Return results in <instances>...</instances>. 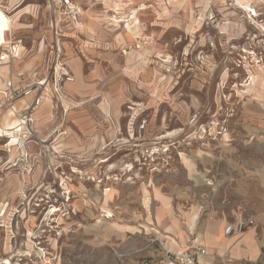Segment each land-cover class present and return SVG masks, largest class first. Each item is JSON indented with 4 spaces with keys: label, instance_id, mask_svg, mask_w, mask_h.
Returning a JSON list of instances; mask_svg holds the SVG:
<instances>
[{
    "label": "rangeland",
    "instance_id": "374dc122",
    "mask_svg": "<svg viewBox=\"0 0 264 264\" xmlns=\"http://www.w3.org/2000/svg\"><path fill=\"white\" fill-rule=\"evenodd\" d=\"M79 1L81 24L60 21L56 36L43 0H7L0 44L13 26L19 66L52 79L58 57L73 80H62L68 112L44 105L33 122L29 139L41 138L46 155L33 140L37 159L10 161L0 141V264H164L158 244L160 257L147 253L146 229L126 225L146 221L182 250L171 244L182 233L175 219L188 224L196 208L199 222L216 219L215 203L234 197L264 156V85H244L257 70L264 78V0ZM58 142L64 154L50 147ZM130 162L109 207L89 204L103 189L97 178Z\"/></svg>",
    "mask_w": 264,
    "mask_h": 264
},
{
    "label": "crops",
    "instance_id": "0c3cea01",
    "mask_svg": "<svg viewBox=\"0 0 264 264\" xmlns=\"http://www.w3.org/2000/svg\"><path fill=\"white\" fill-rule=\"evenodd\" d=\"M75 1L83 8L79 0H75ZM6 6H7L6 13L8 14V9L12 7V4L8 5L7 3ZM47 11L49 13V21H50L49 26L51 28L50 30L56 36L60 35L62 32L63 26L61 27L60 21H62V24H65L72 29H77V27H79V25L81 24V19L76 25L73 26L69 24L64 18L55 16L53 20V25H51L52 17L48 9ZM1 12L4 13L2 10H0V13ZM12 29L13 26H9V31L5 32V37H6L5 44L20 42L19 53L14 58L11 65L12 67L11 71L14 75H17L19 73L23 75L24 78L23 80H20L16 77H14L13 79L14 86L19 88L20 86L26 85L27 83H32L33 81L43 78L44 73H42V69H40L41 72L39 70H36L37 67L34 68L27 67L26 64L19 66V62L21 61L24 55L25 47L22 44L21 38H16V39L8 38L9 36L11 37ZM56 41L58 42L59 39L57 38L55 40V46L57 44L59 49L60 45ZM9 68L10 67L6 65L0 66V89L4 87V81L9 76V72H10ZM71 80H73L72 76L68 75L65 82ZM76 87H77L76 83L69 85V88L71 89H75ZM64 94H66V92ZM30 98L31 95H27L18 99L13 103L14 108H16L18 112L17 114L21 113V111L28 103ZM68 100L69 98L67 97L66 94V97L64 96L62 100L63 106L58 109H55L53 106L54 95L50 85H47L41 94L40 104L32 112V116L34 120H36V116L38 115L39 110L44 105H48L49 109L52 112L54 111L59 112V116L65 115L69 110ZM17 114H11L8 109L0 108V128L7 129L6 123L8 122L16 123ZM65 133H66L65 129H59L57 135L55 136L54 141L58 137L65 135ZM0 141H2L1 146L7 147L6 149L9 153L13 152V155L12 156L9 155L7 159L10 158V161H12L15 160L20 155L21 150L17 149L16 142H13L14 144L9 146L11 141L8 144H4L6 140L1 137H0ZM33 146H36L34 144V141L26 142V149L28 154L27 160H35L37 159L38 156H40V152H37L35 154L34 152H32ZM100 146L102 145L100 144ZM50 147L54 149V152L57 151L58 154L65 153V151L61 146V143L59 142L56 143L55 145H51ZM250 175L251 177L249 182H242L239 186L231 190L232 195L234 197L229 198V200L227 201L224 200L221 202L219 200L218 202L215 203L216 209L220 212V215L216 219L205 222H199L198 219L196 225L192 228H187L189 226L190 219L188 224L186 222L185 224L180 223L178 219H175L176 223H173L171 227L172 229L181 231L182 233L175 235L177 241L175 240V238L170 237L171 244L173 245V247L179 248L180 245H183L182 249H187L195 245L204 246L206 249V254L199 256L197 264H264V156L257 157L256 160L252 162ZM97 187H99V185ZM113 187L114 186L111 185L108 189L107 188L102 189L101 193L99 194L104 195L105 192L109 193L110 189ZM112 196L114 199V194H112ZM113 199L109 203H112ZM94 202H96L95 198L88 200L89 204H94ZM191 208L192 207H189L187 210H190ZM158 209H159L158 216L160 218L166 215V211H168L163 207ZM155 212H158V210ZM240 216L253 219L254 220L253 226L247 231L240 233L234 232L231 233L230 235H226L224 232L226 225L228 223L233 224L234 219ZM154 218H156L155 215ZM102 220L105 219L102 218ZM126 226L128 227L131 225H126ZM182 228H184L185 231H183ZM144 232H145L144 244L146 246L145 249L147 253L156 257H160L162 255V251H159L160 247L158 248L156 246L154 247V245L148 244L146 238V235L148 233H156V235H158L160 234L159 231L150 227L149 231L144 230Z\"/></svg>",
    "mask_w": 264,
    "mask_h": 264
},
{
    "label": "built area",
    "instance_id": "2783aa9c",
    "mask_svg": "<svg viewBox=\"0 0 264 264\" xmlns=\"http://www.w3.org/2000/svg\"><path fill=\"white\" fill-rule=\"evenodd\" d=\"M6 5L7 0H0V10H2L5 14H7ZM44 5L51 14V25H53V20L55 16H59L61 18H64L69 24L74 26L79 22L84 12L83 8L75 0H44ZM249 12L251 13L250 15H248L250 18V16L253 14V11L251 10ZM8 31L9 29L5 32ZM19 45L20 42H13L8 44H5V42H3L0 44V66L6 65L10 67L9 76L4 81V87L0 89V108L8 109L11 114H17L18 112L16 108H14L13 103L27 95H31V98L25 105L21 113L17 114V121L14 126V131L9 132L6 131L8 129L0 128V137L6 140L4 144H8L11 141V136L16 135V147L17 149L21 150V153L16 158V160L25 161L27 160L28 156L26 142L31 136H33L32 133H34L32 130L34 122L32 112L40 104L41 94L47 85H50L54 95V108L58 109L63 106L62 100L64 98V93L62 91V80L67 78L68 72L64 71L65 66L63 65V62L57 57L53 66L52 79H48L47 76H44L39 80L33 81L32 83H27L26 85L20 86L19 88L15 87L13 81L14 77L20 80L24 79L22 74L19 73L17 75H14L11 71L12 62L19 53ZM26 135H29V137H27ZM29 140H35V142L39 143V147L42 153L44 155L47 154L48 147L47 145L43 144V140L41 138L37 137V139L32 138ZM133 161L141 163L139 157L137 158V161ZM132 168V162L126 163L124 165V168H122L121 172H110L108 175H106L104 177L106 183L103 181V177L97 178L96 183L102 184L103 189H108L111 185L118 184L121 181H128L132 177L131 175H126V173L128 174ZM156 169V167H153L151 171H154ZM123 176H125L124 179H122ZM108 183H110L111 185L104 186ZM68 198L69 196L66 195L65 200H68ZM118 209L119 207L115 205L111 209V212H106L102 210L101 217L105 220L113 219L115 217L114 211H117ZM253 224V219L240 216L234 219L233 224L228 223L224 229V232L226 235H230L234 232H244L249 230L253 226ZM146 236L148 244H158L159 247L163 250L164 264H197L199 256L206 254V249L202 245H195L191 248L171 251L166 248L165 243L162 239L159 238L158 235H156V233H148ZM144 264H146V262H144Z\"/></svg>",
    "mask_w": 264,
    "mask_h": 264
},
{
    "label": "bare ground",
    "instance_id": "6f19581e",
    "mask_svg": "<svg viewBox=\"0 0 264 264\" xmlns=\"http://www.w3.org/2000/svg\"><path fill=\"white\" fill-rule=\"evenodd\" d=\"M15 3V2H14ZM13 3V4H14ZM26 7V6H25ZM30 8V7H29ZM243 8V7H242ZM23 9V8H22ZM27 9V8H26ZM110 9V8H109ZM28 10V9H27ZM23 11V10H22ZM21 12V11H20ZM133 12V11H132ZM26 13V12H25ZM254 13H256V12H254ZM12 16V15H11ZM19 17V16H18ZM13 18V17H12ZM17 18V17H16ZM18 19V18H17ZM117 19V18H116ZM12 20H15V19H12ZM11 20V21H12ZM6 23V24H9V18L8 17H6L5 16V13H0V29H1V27H2V25H3V23ZM112 23V22H111ZM128 22H126V24H127ZM13 24V23H12ZM125 24V23H124ZM117 25V24H116ZM128 30V29H127ZM138 31V30H137ZM258 67V66H257ZM223 78V77H222ZM249 78H250V81H249V83H247V84H244L245 86H247L248 88H251V90H252V88L254 87V82H255V79L256 80H261L262 81V84L264 85V78L262 77V75L261 74H259V71L257 70V72L255 73V74H250L249 75ZM246 87V88H247ZM48 104V103H47ZM6 125H7V129L8 130H12V129H14V126H15V122H8V123H6ZM16 136L15 135H12L11 136V142H10V145H12V144H14L13 142H16ZM165 149V148H164ZM30 150V149H29ZM39 157V156H38ZM36 158V157H35ZM48 158V157H47ZM111 194L110 193H108V192H105L104 193V195H102V194H97L96 196H95V199L96 200H100V202H102V205L103 206H107V207H109V199H111ZM165 203V202H164ZM169 206V205H168ZM59 210V208H55V207H52L50 210H48V212H47V214H46V216H52V215H54L57 211ZM159 210V209H158ZM106 212H111V209H110V211H106ZM162 213V212H161ZM158 212H157V214H156V216L158 217ZM162 215V214H161ZM199 211H198V209L196 208V210L193 212V214L191 215V217H190V223H189V226L187 227V228H192V227H194L195 225H196V223H197V220L199 219ZM168 219V218H167ZM137 224L136 225H134V226H128V228H129V230H131V231H135V230H137L138 229V227H142V228H144V229H146V230H148L149 229V226H148V224L146 223V221H144V222H139V221H137L136 222ZM3 264L5 263H9L8 262V260H5V261H3L2 262Z\"/></svg>",
    "mask_w": 264,
    "mask_h": 264
}]
</instances>
